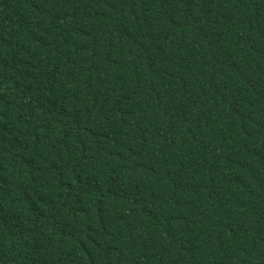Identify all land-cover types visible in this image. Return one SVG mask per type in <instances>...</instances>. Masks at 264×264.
<instances>
[{
    "label": "trees",
    "instance_id": "obj_1",
    "mask_svg": "<svg viewBox=\"0 0 264 264\" xmlns=\"http://www.w3.org/2000/svg\"><path fill=\"white\" fill-rule=\"evenodd\" d=\"M0 264H264V0H0Z\"/></svg>",
    "mask_w": 264,
    "mask_h": 264
}]
</instances>
